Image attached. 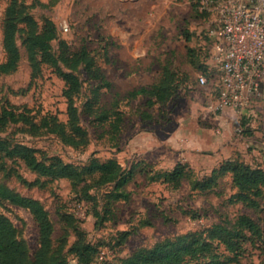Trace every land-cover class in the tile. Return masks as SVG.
<instances>
[{"label": "rangeland", "instance_id": "374dc122", "mask_svg": "<svg viewBox=\"0 0 264 264\" xmlns=\"http://www.w3.org/2000/svg\"><path fill=\"white\" fill-rule=\"evenodd\" d=\"M9 1L0 0V61L5 57L3 25ZM21 2L41 25L48 17L56 23L59 37L52 41V50L57 56L64 40L70 52L84 47L94 57L90 68L79 63L72 69L70 62L60 61L64 70H73L81 80L76 106L88 143L74 147L56 133H33L22 122L0 128V137L35 147L42 159L58 155L83 165L94 157L102 161L115 157L126 170L127 181L116 189L117 182L97 184L93 175L75 185L68 178L39 176L21 160L0 159V182L40 200L49 211L53 247H62L57 254L78 263L72 249L77 224L96 247L93 264H122L142 248L187 234L204 238L213 224L232 226L243 213L264 230V197L260 207L231 201L235 189L229 172L210 190L192 187L195 179L210 175L228 159L264 168V96L244 113L231 108L214 112L210 105L217 99L219 70L208 60L213 73L201 85L199 72L188 60L189 44L206 50L210 46L211 18L196 13L194 0ZM185 30L192 33L190 42ZM24 36L18 33V68L0 76V112L29 108L31 114L57 113L66 120L65 80L48 63L33 66ZM165 67L175 72L179 90L156 101L149 89ZM105 108L124 114L117 137L110 136L106 121H99ZM179 162L187 164L188 174L174 188L159 173ZM115 190L118 197L110 195ZM0 210L13 221L33 256L39 247V228L32 213L8 201L0 203ZM243 249L244 264H264L260 239H248Z\"/></svg>", "mask_w": 264, "mask_h": 264}, {"label": "trees", "instance_id": "16d2710c", "mask_svg": "<svg viewBox=\"0 0 264 264\" xmlns=\"http://www.w3.org/2000/svg\"><path fill=\"white\" fill-rule=\"evenodd\" d=\"M198 15H206L198 10V4L193 2ZM23 32L24 44L29 59L34 67L48 63L65 80L64 96L67 99V119L62 120L57 113L31 114L29 108L19 110L18 107L5 108L0 112V128L11 122H22L29 125L33 133L52 132L74 147H82L88 143L87 129L81 123L80 113L76 106V96L81 89V80L73 70H64L60 61L70 62L73 69L79 63L93 66L94 57L89 55L86 48L77 52H70L67 43L61 40L64 49L60 55L52 50V41L59 37L58 27L50 17L41 25L27 10L21 0H10L7 5L3 25V48L5 57L0 61V76L16 70L21 59L18 33ZM187 42L192 40L189 30L183 32ZM187 57L191 65L207 76L213 73L208 62L209 50L203 46H187ZM176 74L169 67H165L158 80L151 86L156 101H164L179 90ZM217 95L219 87L217 85ZM91 104V102H90ZM92 106V104L90 105ZM98 110V109H97ZM95 111V114L98 111ZM99 121H106L107 131L111 137H117L124 114L119 109L105 108L99 112ZM33 146L14 142L8 136L0 137V159L21 160L29 169L39 176L48 179L68 178L73 184H78L89 175L97 184L117 182L116 189L127 181L126 170L115 157L106 160L92 158L88 164H75L65 161L61 156L52 155L42 159ZM187 164L177 163L172 170L159 173L162 181L174 188L180 187L188 174ZM231 175L232 187L235 192L230 199L242 202L247 206L260 207L264 197V168L253 166L244 159H228L219 168H215L210 175L195 179L193 189L210 190L218 185L219 177ZM112 197H118L119 192L113 191ZM8 201L28 209L39 228V247L31 256L26 242L19 237L18 229L4 212L0 210V264H93V254L96 247L87 242L86 233L77 224V239L72 249L78 255V263H69L64 259L61 251L53 247L54 222L44 204L31 196L24 195L5 183L0 182V203ZM80 228V229H79ZM256 237L264 245V230L259 223L248 214H240L235 224L228 226L215 223L208 228L207 236L199 238L191 234L175 240L158 242L151 247L137 251L122 264H244L241 255L244 243ZM223 245V248L221 247Z\"/></svg>", "mask_w": 264, "mask_h": 264}, {"label": "built area", "instance_id": "2783aa9c", "mask_svg": "<svg viewBox=\"0 0 264 264\" xmlns=\"http://www.w3.org/2000/svg\"><path fill=\"white\" fill-rule=\"evenodd\" d=\"M210 16L209 58L219 70L214 112L227 108L244 113L264 96V0H194ZM198 82L208 83L199 73Z\"/></svg>", "mask_w": 264, "mask_h": 264}]
</instances>
